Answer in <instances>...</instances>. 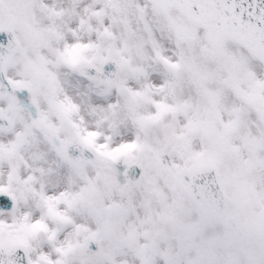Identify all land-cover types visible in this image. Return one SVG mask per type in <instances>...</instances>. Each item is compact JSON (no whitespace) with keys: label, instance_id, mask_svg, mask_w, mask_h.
<instances>
[{"label":"snow or ice","instance_id":"snow-or-ice-1","mask_svg":"<svg viewBox=\"0 0 264 264\" xmlns=\"http://www.w3.org/2000/svg\"><path fill=\"white\" fill-rule=\"evenodd\" d=\"M0 264H264V0H0Z\"/></svg>","mask_w":264,"mask_h":264}]
</instances>
